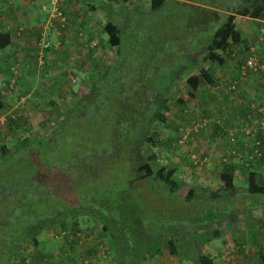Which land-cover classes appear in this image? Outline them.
Listing matches in <instances>:
<instances>
[{
    "label": "rangeland",
    "instance_id": "374dc122",
    "mask_svg": "<svg viewBox=\"0 0 264 264\" xmlns=\"http://www.w3.org/2000/svg\"><path fill=\"white\" fill-rule=\"evenodd\" d=\"M113 1L117 10L123 14L119 0ZM183 1L168 0L152 14H148L142 12L145 11L143 6L147 1L138 0L142 7L127 12L126 22L129 27L124 30L125 42L121 48L129 46L131 50L125 53L126 58L122 60L125 70L118 71L111 65L103 76L89 77V84L83 89L79 88L78 79L73 83L68 82L69 89L65 92L47 91V87L42 90L31 89L28 94L24 91L26 95L23 108L19 109L16 119L13 110L3 109L5 114H0L3 115L0 116V221H9L6 225L0 223V243L3 242L0 244V261L2 256L8 254L7 247L11 244L7 245L5 240L9 236L35 232L34 226L42 221L44 227L37 236L39 248L38 244L34 245L29 240L22 250V264H82L84 259H89L88 264H116L113 261L114 251L111 249L109 235L102 230L101 222L92 216L95 215L92 212L105 210L120 219L129 214L135 215L136 210L139 223L144 224L149 234L167 231L171 227V220H180L182 224H186V229L193 225V235L197 237L204 235L206 231L210 232L205 225L211 224L212 228L220 224V237L201 245L196 242V246L212 255L217 264L248 263L251 252L244 254L243 251L247 253L250 243L242 245L245 243L242 237L236 238L230 234L229 216L235 214L240 218L241 210L238 208L241 206L247 207L248 211L256 209L254 216L250 214L246 218L247 223L264 225V218L257 217L264 210V204L257 202L259 197L264 202V196L260 193L251 199L239 197L237 201L235 196L227 206V196L238 193L240 188L229 186L219 196H212L219 187V172L229 165L230 160L223 162V156L233 147L228 139L231 131L224 128L225 131L214 133L215 125H208L211 116L220 114L222 117L226 112L224 107L213 104L211 95L216 90L210 87L209 91L202 93L205 96H200L198 92L195 98H200L202 105L192 107V97L187 91L189 85L185 81L187 73L198 72L201 66L207 68L214 78L217 77V81L236 77L239 64L250 48L248 45L247 48L243 46L244 42L232 46L223 62L203 59L204 51L198 49L193 55V61H190L187 52L193 51L191 49L194 43L198 40L208 41V21L213 20L215 12L199 7L197 3ZM234 1L239 0H225V7H229L232 2L236 3ZM50 5V0H43L40 11L33 10L40 16L43 11L47 13ZM220 15L223 18L221 11ZM214 18H217L216 14ZM234 22L237 29L241 30L242 41H247L256 49L257 46H262L264 19L235 14ZM173 33H176V39ZM49 38L52 46L55 43L53 33ZM162 40L165 41L161 43ZM172 41L178 43L180 48L172 51ZM166 51L173 61L165 57ZM119 61L116 60L117 63ZM39 65L37 67L41 70ZM45 66L44 64L43 67ZM176 67L181 69L182 74L170 82L166 71L171 74ZM136 68H141L140 75ZM42 74L41 72L40 75ZM72 75L75 76L74 73ZM122 75L126 76L124 78L127 82L133 80V93L124 91L126 86L121 85ZM258 79V75L248 72L245 76H240L236 83L240 86L243 82L256 83ZM176 84L180 86L178 89H175ZM51 94L56 97L47 100ZM158 95L159 102L156 100ZM162 97L165 100L167 98L168 105L163 109V118L151 130L148 125L153 117L151 114L162 103ZM178 97L184 98L185 102L182 103ZM33 102L40 104L33 107ZM231 110L232 108L227 112ZM62 113L64 116L60 117ZM41 116L45 121L36 125ZM200 117L207 119L206 125L199 127L198 131L191 129L192 124L197 123ZM148 128L151 130L149 134L152 140L136 147V140L143 137ZM185 128L190 130L180 142V136L176 139L177 132L183 134ZM251 138L254 142V136ZM196 152L201 158L193 162L190 155ZM135 157L139 162H136ZM148 159L154 161L155 167L162 164L176 167L174 176L180 186L177 193H172L173 197L165 187L160 189L162 181L155 187L156 180L153 176H142L145 169L137 171V165ZM261 180L262 176H259L258 185L262 184ZM190 185L195 187L196 196L185 197ZM247 190L244 187L239 194L243 196V192ZM167 195L170 198L165 197ZM244 200L247 204L243 203ZM70 201L72 204L80 202L79 207L82 208L81 214L77 215L79 237L74 236L76 232L73 229L69 232L62 224V215L67 218V212L70 213L72 209ZM233 201L235 203L232 205ZM203 208L212 209L202 215L206 210ZM187 216L190 217V222ZM219 217L223 220L216 223L215 219H220ZM148 220L149 224L146 225ZM178 228L181 231L180 225ZM236 230L237 233L238 228ZM78 242L81 243L79 246L76 245ZM237 242H240L239 245H236ZM63 243H66L65 246ZM60 244L62 252L55 254ZM162 245L160 252L151 259L152 264H194L186 253L184 256L171 253L165 243ZM236 246L241 251H236ZM79 247L83 249H76ZM63 252L66 253L62 255ZM89 254H96L93 262L92 257L81 260L82 256ZM65 257L67 258L64 259Z\"/></svg>",
    "mask_w": 264,
    "mask_h": 264
},
{
    "label": "crops",
    "instance_id": "0c3cea01",
    "mask_svg": "<svg viewBox=\"0 0 264 264\" xmlns=\"http://www.w3.org/2000/svg\"><path fill=\"white\" fill-rule=\"evenodd\" d=\"M41 1L43 0H0V30H7L10 33L9 44L0 48V114H5L3 109H11L16 114V116L12 114L15 117L14 119L19 116V109L23 108L24 96L31 89L42 90L47 87V91L63 90L65 92L66 89H69L68 82H76L78 79H80L79 88L82 87L83 89L84 86L88 85L87 79L89 77L102 73L118 55V45L111 43L109 33L105 30L106 22L109 20L121 28L125 23L127 12L142 7L138 0H119L118 4L124 11L122 14L117 10L113 0H59L61 8L66 13V24L61 26L59 23H55L54 26L46 29L47 13L43 11L40 16H37L33 10L40 11ZM46 1L48 0H44V2ZM146 1L147 4L143 6L145 8L143 12L151 10L150 0ZM44 6L43 4L42 8ZM19 27H22V29L19 30ZM239 31L241 32V30ZM52 33L53 42L55 43L52 46L50 44L46 49L41 48L37 43L38 40L42 37L50 40L49 36ZM120 34H122L121 31ZM242 42H244V44L241 43L243 46L248 45V48L253 49L256 53L261 52L260 50L263 53L264 42L261 47L257 46L258 49L250 46L247 41ZM228 50L225 52H228ZM261 53L259 54L264 56V53ZM37 64H40L41 70L37 67ZM44 64L45 67H43ZM41 72L44 75H40ZM236 77L238 79H235ZM236 77L232 76L230 79L237 82L240 78L238 71ZM216 79L217 77L212 82L206 81V84L202 86L200 84L197 90L189 86L187 91L188 95L192 97L190 106L199 107L202 104L200 98H197V100L195 98L197 93L200 92V96H205V94H202L204 91H209L210 87L215 89L216 92L211 95L214 99L213 104L224 107L226 111L222 117L220 114L211 116L212 120L208 125H215L214 133L225 131L224 128H228L232 133L231 135L234 136L232 141L230 135L228 136L230 141L227 140L231 143L230 146L233 147L227 150V154L223 156L224 160H222L223 162L230 160L228 166L234 172V182L231 186L240 189L238 193L235 192L229 194V196L226 194L228 204L235 196H237L236 201L241 197L251 199L260 193L264 196V125L261 122L264 114V85L260 80L248 84L243 82L234 90H229L226 86L217 87L215 83L218 79ZM185 82L187 83V81ZM177 85H175V89L180 87V82ZM24 91L26 92L25 95ZM53 96L56 97V95L51 94V97L47 100H51ZM182 100V103H184V98ZM255 103H258V105L256 106ZM37 104L40 103L33 102V107ZM46 104H49V102H46ZM230 108L232 110L227 112ZM3 115L0 116L3 117ZM250 136H254V142ZM218 152L220 153V150ZM213 153L215 155V151ZM216 157L219 159L218 156ZM246 175H249V177L247 178ZM259 176H262L261 185H258ZM244 187H247L248 190L244 191L245 194L241 196L239 193ZM234 203L233 201L232 205ZM243 203L247 204L245 200ZM257 203L264 204L263 199L259 197ZM238 209L241 210L240 218L235 214L230 215L233 219L230 220L229 224L230 234L236 238L238 236L242 237L245 240L242 245H246L247 242L250 243L249 247L252 250L250 251L251 254L248 255L247 264H264V225L247 223L246 218L248 219L250 214L254 216L256 209L248 211V208L244 206ZM257 217L259 219L264 218V210L259 212ZM237 228L238 234L235 232ZM239 243L237 242L236 245H239ZM63 244L65 246L66 243ZM79 244L81 243H76L77 246ZM60 246L61 244L57 246L55 252L51 251L55 254L59 253L62 249L59 248ZM37 247L39 248V243ZM80 248L83 249L82 247L76 249ZM237 250L241 251V248L239 249L236 246ZM65 253L63 252L62 255ZM95 255L82 256L81 260L85 257H92L93 262ZM233 255H235V251H233ZM240 255L242 254L240 253ZM68 257L71 258L69 255ZM81 263L84 264V260Z\"/></svg>",
    "mask_w": 264,
    "mask_h": 264
},
{
    "label": "trees",
    "instance_id": "16d2710c",
    "mask_svg": "<svg viewBox=\"0 0 264 264\" xmlns=\"http://www.w3.org/2000/svg\"><path fill=\"white\" fill-rule=\"evenodd\" d=\"M121 1H126V0H121ZM166 1L168 0H150L151 10L147 13L152 14L153 11L159 8ZM176 2H184V1L176 0ZM185 2L197 3L199 7H202V8L205 7L206 9L213 10V12H215L216 17H217V18H214L215 17V14H214L213 20L210 19L208 21V28H210L208 30L210 31L208 34V41L207 42H202V41L200 42L199 40L198 42L194 41L195 42L194 46H192V49H191L193 51L187 52V58H189L190 61L191 60L193 61V54L198 49H202L204 51L203 59L205 60L211 59V60H216L218 62H223L226 60V54L228 53V52H225L226 49H231L232 46L242 43L241 32L235 27V22H234L235 14L248 15L253 18H260V19L264 18V0L234 1L237 3V5L235 6L234 4L236 3L232 2L229 4V7H225V0H185ZM220 11L222 14H224L223 18L220 15ZM125 19H126V15H125ZM154 22L157 23V21H154ZM166 26L169 28H171V26L173 28H176L173 25H166ZM128 27H129L128 22H126V20H125L124 25L121 28L117 27L114 23L110 22L109 20L106 22L105 30L107 31V33H109V39L111 43L118 45V55L115 57V59H113L107 65L106 69L109 66L113 65L118 71L125 70L124 64H122V60L126 58L125 53L127 51H130L131 48H129L128 46V48L123 49V47L121 48V46L125 42L124 30L127 29ZM120 31L122 34H120ZM173 34H174V39H176L177 38L176 33H173ZM163 41L165 40H162L161 43H163ZM9 42H10L9 31L0 30V48L8 45ZM172 43H173L172 51L176 50V48L178 49L180 48L178 43L175 44L173 41ZM165 57L168 60L173 61L168 57V51L165 52ZM116 60H120L119 63H117ZM241 62H243V60ZM106 69L102 73L96 76H93V78L100 76V75L103 76L102 74L106 71ZM136 72L139 73L140 75L141 68L140 69L138 68ZM249 73L258 75L259 76L258 80H260L262 85H264V72L249 71ZM127 74L129 75V73ZM181 74H182L181 69L178 67L173 68V71L171 74L168 71H166V75L169 77L170 82H173L172 79H174L175 77H178ZM126 76L124 75L121 76L120 78L122 82L121 85L122 84L125 85L126 87L124 91L130 94V93H133L132 86L134 84L132 85L133 80L131 79H130L131 82L125 81L126 79L124 77ZM116 77H119V76L116 75ZM133 79L135 82V74H134ZM213 79L214 77L212 73L203 66L200 67V70L198 72L195 71V72H189L186 74V81L189 84V86H191L192 89H197L200 84H203L206 81L212 82ZM221 81H216L215 84L217 85L221 83ZM225 82L230 84L232 83V79H228V80L226 79ZM87 83L89 84V79ZM220 87H223V86H220ZM236 87H237V83H235V88ZM235 88H227V89L234 90ZM158 98H159V95L156 97L157 102H159L160 100V98L159 99ZM164 100L165 98L162 97V103L158 107H156L153 114H151V117L152 116L153 117L150 119L149 124H148L151 130L154 128L156 122L159 121V119L163 118L164 116L163 109L168 105L166 103L167 98L165 101ZM178 100L183 102L181 97H178ZM255 105L257 106L258 103L257 104L255 103ZM63 116L64 114L62 113L60 117H63ZM44 121H45V118L41 116L38 122H36V125L39 123H43ZM33 130H36V129H33ZM151 130H149L148 128V131L146 132V134L143 137H140L138 140H136V143H138L136 147L142 142H146L147 140H152V136H150L149 134ZM180 135H181V132H177L176 139H178ZM136 162H139V159L136 158ZM141 169H145V171L141 173L142 176H153V178L156 180V183L154 185L155 187H158V185H160L158 182L162 181L161 183L163 186L160 187V189L165 187L169 191V193L172 195V197L174 196L172 193H177L176 191L178 190L180 183L177 181V179L174 176V173L176 171L175 166H166L162 164L160 166L155 167L154 161L152 159L150 160L148 159L144 161L142 164L137 165V171ZM219 181L220 182H218L219 183L218 190L212 193V196L214 197L219 196L220 192H222L223 189L224 190L227 189L234 182V172L230 169L228 165H226V167L219 172ZM150 185L154 187L152 183H150ZM191 195L196 196V189L192 185L188 187L185 197H190ZM169 196L170 195H167L165 197L170 198ZM162 198L164 197L162 196ZM71 202L72 201H70L72 212L71 211L70 213L67 212V215H68L67 218H65L64 214L62 215L64 217L62 224L64 225L63 227L67 228L69 232L73 229V231L76 232L74 236L79 237L80 234L78 233L80 231L79 229L80 226H78L79 217L77 215L81 214L80 212L82 211V208L79 207L80 202H76L74 204H72ZM227 204L228 203H226L225 206ZM203 209H206V208H203ZM211 209L212 208H208L204 210L202 215ZM134 211H135V215L129 214L128 217H123L120 219H117L113 213L111 214L107 213L105 210H98L97 213L92 212L95 214L92 216H94L95 219L101 222L102 230L105 231L109 235V239L112 245L111 249H113L114 251L113 261L116 264H152L151 259L157 253L160 252L161 247L163 246L162 245L163 243H165L168 246L169 251L171 253H177L183 256L186 253L187 257L190 258L194 262V264H217L216 259L212 255L206 253L205 251L201 250L199 247L196 246L197 245L196 242H199L201 245V243L203 244L205 242H209L210 240H212V238L214 239V238L220 237L221 236L220 224L219 226L214 225L212 226V228H210L211 224L205 225V228L209 229L210 232L206 231L207 233H204V235L197 237L193 235V231H195L193 229V225H191L190 228L188 227L186 229V226H185L186 224L185 225L182 224L180 220H177V221L171 220V223H170L171 227L167 231H161L160 233L154 232L153 234L152 233L149 234V231L146 230V227L144 226V224L139 223L140 219H138V217L136 216L137 211L136 210ZM195 215L196 214L193 215L194 220L196 219ZM197 216H200V214H198ZM187 217H188V222H190V217L189 216ZM222 220L223 219L221 218L215 219L216 223L218 222L220 223ZM229 220H231V217ZM8 221L9 220L5 219L3 221H0V223L1 225H6ZM147 224H149V220L146 223V225ZM179 225L181 227V231H180V228H178ZM43 227H44V222L41 221L39 225L34 226L35 232L29 231L28 233L20 234L19 236L17 235L9 236L5 241H7V245H10V244L11 245L7 247L8 254L6 253L4 256L1 257L0 264H22L23 263V256H22L23 247L27 245L29 240H31L34 245H37L39 243L37 236ZM189 232L190 234H188ZM1 248L2 246H0V250ZM250 251L251 249L249 248L247 253H245V251H243V253L248 254L250 253ZM125 255L127 256V258H124Z\"/></svg>",
    "mask_w": 264,
    "mask_h": 264
},
{
    "label": "built area",
    "instance_id": "2783aa9c",
    "mask_svg": "<svg viewBox=\"0 0 264 264\" xmlns=\"http://www.w3.org/2000/svg\"><path fill=\"white\" fill-rule=\"evenodd\" d=\"M51 5L49 9L47 10V16H46V21H45V27L48 29L50 26H54L55 23H59L61 26L66 24V13L65 11L61 8L60 6V1L59 0H50ZM45 7V6H44ZM22 29V27H19V30ZM45 33L43 32V35ZM38 45L46 49L47 47L50 46L51 42L48 38L42 37L40 40H38ZM228 50V49H226ZM249 71H261L264 72V58L260 57L256 51L253 49H250V51L247 53L245 58L243 59V62L239 65L238 72L240 76L246 75ZM235 83L236 81L233 80L232 83H227L225 81H221V83L217 84L216 86H226L227 88H235ZM211 120L208 119V121ZM205 117H200L197 121V123L192 124V128L196 131H198L199 127H204L206 123L208 122ZM210 122V121H209ZM262 124L264 125V114L263 118L261 120ZM190 129L185 128L184 133L180 135L179 141L182 142L186 136L187 133L189 132ZM232 134V133H231ZM230 134V140H234V136ZM191 160L193 162H196L199 160L201 157L196 153H191L190 155ZM80 234V233H78ZM89 259H84V264H88Z\"/></svg>",
    "mask_w": 264,
    "mask_h": 264
}]
</instances>
